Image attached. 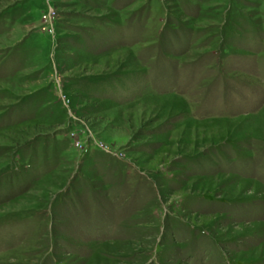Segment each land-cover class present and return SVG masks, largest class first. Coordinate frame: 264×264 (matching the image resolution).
<instances>
[{
	"label": "rangeland",
	"instance_id": "obj_1",
	"mask_svg": "<svg viewBox=\"0 0 264 264\" xmlns=\"http://www.w3.org/2000/svg\"><path fill=\"white\" fill-rule=\"evenodd\" d=\"M0 264H264V0H0Z\"/></svg>",
	"mask_w": 264,
	"mask_h": 264
}]
</instances>
